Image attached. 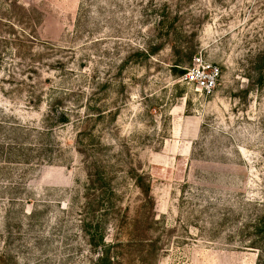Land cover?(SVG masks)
<instances>
[{
    "label": "rangeland",
    "instance_id": "rangeland-1",
    "mask_svg": "<svg viewBox=\"0 0 264 264\" xmlns=\"http://www.w3.org/2000/svg\"><path fill=\"white\" fill-rule=\"evenodd\" d=\"M263 55L264 0H0V264H264Z\"/></svg>",
    "mask_w": 264,
    "mask_h": 264
},
{
    "label": "built area",
    "instance_id": "built-area-1",
    "mask_svg": "<svg viewBox=\"0 0 264 264\" xmlns=\"http://www.w3.org/2000/svg\"><path fill=\"white\" fill-rule=\"evenodd\" d=\"M220 77V67L199 52L194 56L192 64L187 67L182 81L201 95L209 96L217 87Z\"/></svg>",
    "mask_w": 264,
    "mask_h": 264
},
{
    "label": "trees",
    "instance_id": "trees-1",
    "mask_svg": "<svg viewBox=\"0 0 264 264\" xmlns=\"http://www.w3.org/2000/svg\"><path fill=\"white\" fill-rule=\"evenodd\" d=\"M195 55H196V54H195ZM262 58H263V60H264V55H263ZM191 64H192V63H191ZM191 64H190V65H191ZM190 65H189V66H190ZM189 66H188V67H189ZM186 69H187V68H186ZM185 71H186V70H185ZM184 73H185V72H184ZM139 177H141V176H139ZM139 186H141V185L139 184ZM144 191H145V193H146L147 195H149L150 192H151V184L147 183L146 186L144 187ZM101 239H102V238H101ZM101 242H102V241H101ZM102 244H105V243L102 242ZM102 253H103V252H102Z\"/></svg>",
    "mask_w": 264,
    "mask_h": 264
}]
</instances>
